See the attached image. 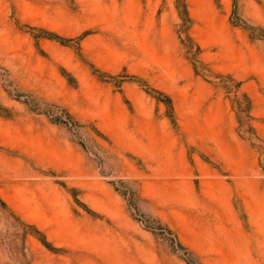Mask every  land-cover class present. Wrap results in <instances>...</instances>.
<instances>
[{"label":"rangeland","instance_id":"374dc122","mask_svg":"<svg viewBox=\"0 0 264 264\" xmlns=\"http://www.w3.org/2000/svg\"><path fill=\"white\" fill-rule=\"evenodd\" d=\"M0 264H264V0H0Z\"/></svg>","mask_w":264,"mask_h":264}]
</instances>
